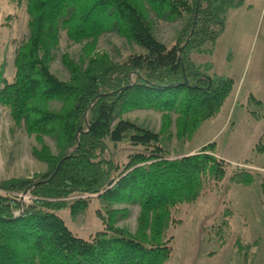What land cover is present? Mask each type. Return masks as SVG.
<instances>
[{
    "label": "trees",
    "instance_id": "obj_1",
    "mask_svg": "<svg viewBox=\"0 0 264 264\" xmlns=\"http://www.w3.org/2000/svg\"><path fill=\"white\" fill-rule=\"evenodd\" d=\"M12 1L26 5L29 37L17 51L14 78L0 76V104L16 126L55 138L59 153L52 155L45 145L37 152L48 172L35 180L0 181L6 191L41 197L24 204L23 214L16 216L20 201L0 195V264H166L172 254L165 239L172 210L196 202L208 180L222 181L228 164L209 153L213 143L199 153L171 158L160 132L120 115L154 109L172 121L177 114L181 136L193 135L218 115L233 95L234 79L211 74L212 66L197 65L191 52L214 45L224 33L227 12L245 0ZM151 12L159 19L182 20L174 45L155 36ZM62 31L76 43L93 40L92 45L116 31L142 51L116 62L89 52L78 63L67 62L71 77L62 80L51 70ZM108 142L146 151L131 154L120 168L104 158ZM256 149L264 153V132ZM84 192L98 193L108 214L102 217L104 230L89 239L58 214L69 208L77 216L89 202L53 201ZM124 202L140 205L135 233L116 225L111 206Z\"/></svg>",
    "mask_w": 264,
    "mask_h": 264
},
{
    "label": "rangeland",
    "instance_id": "obj_2",
    "mask_svg": "<svg viewBox=\"0 0 264 264\" xmlns=\"http://www.w3.org/2000/svg\"><path fill=\"white\" fill-rule=\"evenodd\" d=\"M193 1V0H190ZM155 36L167 46L176 43L182 20L168 21L150 13ZM29 37V15L25 4L0 0V76L12 80L15 59L20 46ZM76 43L62 31L59 45L53 51L51 70L62 80H69L67 62L82 61L89 52L108 55L120 61L130 53L142 51L116 31L97 39ZM200 52H191L199 66H212L211 74L234 79L235 90L218 115L204 121L193 135L181 136L177 131V114L172 121L164 112L154 109L127 110L120 117L160 132L171 158L199 153L214 144L209 153L227 162L225 177L219 183L207 181L196 202L182 203L172 210L166 229V240L172 249L166 264H264V153L256 145L264 132V0H245L226 15L224 33L214 45L206 44ZM66 59H68L66 61ZM261 100L263 104H259ZM57 108L59 104L52 105ZM50 148L58 156L55 138L29 133L24 125L16 126L10 110L0 104V181L36 179L48 172V163L37 152ZM146 151L128 142H108L104 158L112 159L120 168L135 152ZM116 182V181H115ZM30 192L34 196L41 198ZM20 191L0 188V195L16 198ZM98 193H74L53 201L87 200L88 205L77 216L69 208L58 211L67 225L80 237L89 239L104 230L102 218L107 208ZM32 198L22 197L26 205ZM52 200V199H48ZM20 201V199H19ZM16 207V216L24 208ZM116 225L135 233L141 215L137 203H115ZM21 209V210H20ZM100 210L101 213L98 211Z\"/></svg>",
    "mask_w": 264,
    "mask_h": 264
},
{
    "label": "built area",
    "instance_id": "obj_3",
    "mask_svg": "<svg viewBox=\"0 0 264 264\" xmlns=\"http://www.w3.org/2000/svg\"><path fill=\"white\" fill-rule=\"evenodd\" d=\"M17 197H16V199H20V202L22 203V205H21V209H22V207L24 208V204H26L27 202H22L21 201V198L23 197H27V198H32V200L34 199V196H32V194L30 193V192H23V193H21V194H18L17 193V195H16ZM20 209V210H21Z\"/></svg>",
    "mask_w": 264,
    "mask_h": 264
}]
</instances>
